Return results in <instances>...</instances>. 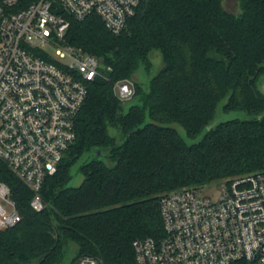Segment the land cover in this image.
<instances>
[{"label":"trees","instance_id":"trees-1","mask_svg":"<svg viewBox=\"0 0 264 264\" xmlns=\"http://www.w3.org/2000/svg\"><path fill=\"white\" fill-rule=\"evenodd\" d=\"M227 1L140 0L117 35L96 15H67L64 44L110 70L87 84L75 141L44 179L40 211L30 206L32 190L0 160V181L21 216L0 231V264H62L68 244L76 247L69 263L92 256L136 264L133 241L163 236L162 194L264 170V0H232L234 12ZM152 50L163 66L146 89L133 81L138 104L125 111L114 84L132 81L141 66L148 71ZM221 101L223 111L251 118L208 128ZM170 124L189 138L205 133L188 144ZM77 163L82 181L74 187Z\"/></svg>","mask_w":264,"mask_h":264},{"label":"built area","instance_id":"built-area-1","mask_svg":"<svg viewBox=\"0 0 264 264\" xmlns=\"http://www.w3.org/2000/svg\"><path fill=\"white\" fill-rule=\"evenodd\" d=\"M23 2L0 0V160L32 190L30 206L38 212L44 179L75 141L87 84L110 70L96 56L64 44L67 15L78 21L96 15L117 35L140 0ZM113 91L126 102L135 87L117 81ZM218 184L216 200L198 186L162 194L163 236L133 241L136 264H264V170ZM20 219L9 187L0 181V231ZM69 264L102 262L81 256Z\"/></svg>","mask_w":264,"mask_h":264},{"label":"rangeland","instance_id":"rangeland-1","mask_svg":"<svg viewBox=\"0 0 264 264\" xmlns=\"http://www.w3.org/2000/svg\"><path fill=\"white\" fill-rule=\"evenodd\" d=\"M226 7L227 9L231 10V11H235L236 10V5L234 4V2L232 0H228L226 2ZM46 50H48L49 53L55 55V51L51 48H46ZM149 69L148 71L144 69V67H140L138 69V71L134 74L133 77V81L138 82L139 84H141L145 89L148 87V82L150 80V78L152 76H154L163 66V63L161 61V56L160 53L156 50H152L150 51L149 55ZM224 101H221L217 108H216V112H215V117L213 119V121L209 124L208 128L210 127H214L216 124H218L219 122H224V121H228V120H232V119H239V120H247L250 119L251 117L246 114L245 112H241V111H223L222 110V105H223ZM134 104H138V101H136L135 98H132L128 101H126L124 103V110L126 111L128 109V107H130L131 105ZM264 114V112H263ZM171 127H173L180 136H182L184 138V140L188 143V144H192V143H197L204 135L205 131H201L198 135H196L193 138H189L187 137L185 130L177 125V124H170ZM65 156V154H64ZM77 166L78 163L73 166L71 168V180L69 181V185L71 186H78L80 185L81 181H82V176L80 175V173L77 171ZM198 187H203L204 188V192L205 195L210 196L211 199L216 200L219 197L220 194V187L218 182H212L209 184H205L203 186H198ZM182 189V188H180ZM6 208H8V206H6ZM75 251H76V247L73 244H68L67 248H66V252L65 255L63 257L62 260V264H67L70 262V260L73 258V256L75 255Z\"/></svg>","mask_w":264,"mask_h":264},{"label":"water","instance_id":"water-1","mask_svg":"<svg viewBox=\"0 0 264 264\" xmlns=\"http://www.w3.org/2000/svg\"><path fill=\"white\" fill-rule=\"evenodd\" d=\"M258 88L260 92L264 95V75L261 77V79L258 82ZM97 155H101V152L98 151Z\"/></svg>","mask_w":264,"mask_h":264}]
</instances>
